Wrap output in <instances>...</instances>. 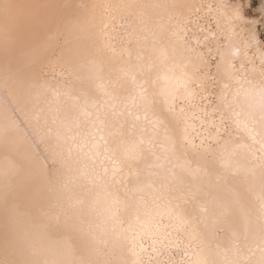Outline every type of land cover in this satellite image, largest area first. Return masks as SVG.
<instances>
[{"label":"bare ground","instance_id":"obj_1","mask_svg":"<svg viewBox=\"0 0 264 264\" xmlns=\"http://www.w3.org/2000/svg\"><path fill=\"white\" fill-rule=\"evenodd\" d=\"M160 253L264 264V45L243 0L0 4V264Z\"/></svg>","mask_w":264,"mask_h":264},{"label":"rangeland","instance_id":"obj_2","mask_svg":"<svg viewBox=\"0 0 264 264\" xmlns=\"http://www.w3.org/2000/svg\"><path fill=\"white\" fill-rule=\"evenodd\" d=\"M263 2H264V0H243V6H244V9H245V13L250 19H253V20L256 21V27H257V30H258V34H259V37L262 40L263 45H264V13L261 10V4ZM208 17L209 16H207L206 18H208ZM205 23H206V21H205ZM194 25L195 24H193L192 27H195ZM196 30L199 32V28H196ZM206 96L207 95H205V94L200 96L199 102H201V100L203 102H205ZM174 254H176V253H174ZM161 256H162V258L160 259ZM174 256H176V255H174ZM160 257L157 258V260H161L162 264H169V263H173V262L179 260V259H177V256L173 257V255L167 254V253H160ZM150 259L153 260L152 257H150ZM139 264H151V263L148 260V256L144 255L141 258V260L139 261Z\"/></svg>","mask_w":264,"mask_h":264},{"label":"clouds","instance_id":"obj_3","mask_svg":"<svg viewBox=\"0 0 264 264\" xmlns=\"http://www.w3.org/2000/svg\"><path fill=\"white\" fill-rule=\"evenodd\" d=\"M8 2H10V0H0V4L8 3Z\"/></svg>","mask_w":264,"mask_h":264}]
</instances>
